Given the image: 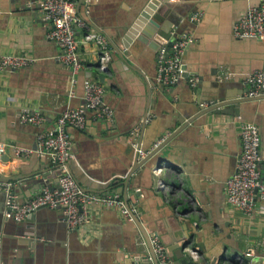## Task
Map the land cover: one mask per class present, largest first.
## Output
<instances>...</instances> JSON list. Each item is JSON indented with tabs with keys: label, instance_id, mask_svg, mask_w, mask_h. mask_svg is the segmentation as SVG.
Listing matches in <instances>:
<instances>
[{
	"label": "crops",
	"instance_id": "1",
	"mask_svg": "<svg viewBox=\"0 0 264 264\" xmlns=\"http://www.w3.org/2000/svg\"><path fill=\"white\" fill-rule=\"evenodd\" d=\"M40 1L0 0V54L35 59L24 67L0 68V139L10 157L0 172L8 175L11 166L24 176L11 183L18 201L44 185L57 186L59 171L51 157L35 151L36 135L52 128L62 111L83 103L84 79L100 80L113 122L87 112L82 129L66 127L73 155L68 168L81 188L96 195L117 193L134 206L153 250L156 238L165 247L166 264L179 263L180 254L171 250L184 244V252H196L191 264H264V202L257 201L249 216L227 204L224 193L241 151V120L258 127L264 149V98L198 115L201 103L245 97V75L264 66V41L233 35V26L255 1L73 0L76 12L113 48L102 71L96 46L81 42L82 67L76 74L56 59L61 50L46 36ZM145 10L150 11L145 40L136 35L127 40ZM194 13L201 14L195 22ZM171 29L193 37L182 60L187 73L198 78L194 87L184 79L168 88L156 82L157 49ZM34 111L44 116L42 123L20 122L22 113ZM165 138L160 164L147 161L131 172L136 159H143L137 150L152 149ZM16 145L35 152L16 158ZM5 199L2 190L0 264H154L137 221L115 208L94 204L90 221L69 229L61 211L48 207L23 221L6 218Z\"/></svg>",
	"mask_w": 264,
	"mask_h": 264
},
{
	"label": "built area",
	"instance_id": "2",
	"mask_svg": "<svg viewBox=\"0 0 264 264\" xmlns=\"http://www.w3.org/2000/svg\"><path fill=\"white\" fill-rule=\"evenodd\" d=\"M245 1H255V4L250 6L235 23L233 35L239 39L248 37L264 41V0ZM39 8L43 19L48 23L47 38L55 42L61 50V53L56 55L57 60L70 67L73 74H76L82 67L78 45L81 42H92L99 54V68L102 71L108 69L113 54L108 38L89 27L88 21L76 12L73 0H41ZM200 16V13H194L190 16V20L198 21ZM79 30L82 32L81 38L77 36ZM192 41L191 34L170 30L167 43L162 44L156 53L157 83L168 88L184 79L192 87L196 86L197 76L187 73L182 60L186 47ZM34 61L33 57L26 55L0 54L1 69L20 68ZM243 84L246 88L245 97L264 95V66L247 73ZM104 94L105 89L100 80L84 79L83 103L62 111L56 117L52 128L42 130L36 135L38 149L35 151L51 157L59 171L57 186L50 188L44 185L27 200L19 202L17 195L12 193V182L7 183V187L3 188L4 183L0 181V191L3 190L6 195L4 212L6 218L23 221L38 208L48 207L59 209L67 227L74 229L90 221L89 208L98 204L100 207L115 208L125 218L133 220L136 214L134 206H130L117 193L96 195L85 192L68 168V162L73 155L70 135L66 127L82 129L85 126L87 112H91L98 120L113 122L114 113L104 101ZM209 105V103H201L203 108ZM19 119L22 123L39 125L44 121V116L38 111L24 112ZM134 133L136 132H131V134ZM239 136L241 151L237 157L233 175L224 183V193L227 204L250 216L255 210L256 202H264V149L261 146L259 129L254 123L241 120ZM160 142L154 144L152 149L145 151L138 149L139 157H146ZM6 148L5 142L0 139V164L3 162ZM12 151L16 158H24L35 152L29 147L17 145L12 146ZM159 170H161L159 167L154 169V171ZM157 186L162 188L163 181L158 180ZM260 210L264 212V207ZM151 243L154 244L159 263L166 264L168 257L165 247L158 242L157 238ZM195 253L193 251L191 255L194 257Z\"/></svg>",
	"mask_w": 264,
	"mask_h": 264
},
{
	"label": "water",
	"instance_id": "3",
	"mask_svg": "<svg viewBox=\"0 0 264 264\" xmlns=\"http://www.w3.org/2000/svg\"><path fill=\"white\" fill-rule=\"evenodd\" d=\"M149 19H150V11L149 10L142 11L140 16L136 20V22L133 23L132 27L130 28V33H129L128 36H126V39L129 40L130 37H133L134 35H136L138 39L145 40L144 33H147V32H146V30H144V27H145V24L147 23V21ZM139 31L142 32L141 35H140ZM259 98H264V95L258 96V97H253V98H247V97H239L238 99L232 98L233 100H229L227 98V99L222 100V101H220L218 103L217 102H212L206 108H203L202 106H200V112L198 113V115H201L203 113H207V112H210V111L220 112V111L224 110V109H221L222 106H225V109H226L231 104H238L241 101H249V100L259 99ZM168 142H169V138L163 139L158 144V146L150 154H148L146 157H144L143 159H136V162H135V165H134V169H132L131 172L134 171L136 168H139L140 165L144 164L147 161H151L154 166L155 165H159L160 162L162 161V158L160 157L161 156V150L163 149V147L165 145H167ZM2 161L6 164V163H8V161H10V157H8L7 155L3 156ZM155 168H157V167H155ZM7 171H9L8 175L4 174L3 172H0V181L4 183L3 188L7 187L6 184L9 183V182H13L16 185V184H18L17 181L20 178H22V179L24 178V176L16 174V168L15 167L9 166ZM134 219L137 221L136 217H134ZM137 223L139 224V227H140L141 231L144 233V229H142V227L140 226L139 221H137ZM144 235H145V239H146V241L148 243L147 245H148V247L150 249V254H151L153 263L154 264H160L156 254H155V252L153 250V247L150 244V239H149L148 235L146 233H144ZM184 248H185V244L183 245L182 248H179L178 250L172 249L171 253H175V254L179 253L180 254V256H179L180 258H179V263L178 264H191L192 261H193L192 255L189 254L188 252H184ZM211 264H215L214 260L211 261Z\"/></svg>",
	"mask_w": 264,
	"mask_h": 264
}]
</instances>
